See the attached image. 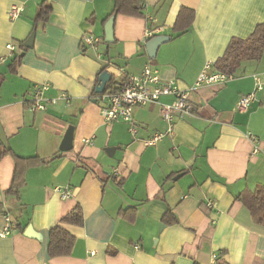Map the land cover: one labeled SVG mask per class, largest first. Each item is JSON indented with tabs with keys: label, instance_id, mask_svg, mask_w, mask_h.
Listing matches in <instances>:
<instances>
[{
	"label": "crops",
	"instance_id": "0c3cea01",
	"mask_svg": "<svg viewBox=\"0 0 264 264\" xmlns=\"http://www.w3.org/2000/svg\"><path fill=\"white\" fill-rule=\"evenodd\" d=\"M42 3L51 10L36 21ZM13 5L23 8L10 21ZM142 7L143 18L116 15L106 43L112 0H0V150L10 149L0 157V264H216L218 256L264 264V224L236 199L264 185V46L230 79L192 90L193 112L177 116L154 145L144 141L167 129L157 104L133 109L132 133L123 121L106 124L93 101L103 67L124 77L149 63L162 81L191 88L232 38L264 22V0H143ZM181 7L193 11L182 31L183 23L174 27ZM87 33L99 38L96 49L84 48ZM160 36L169 39L148 54L147 43ZM42 83L50 85L47 99L63 91L69 102L32 111L33 86ZM256 84L254 100L238 111L239 97ZM70 126L71 148L62 151ZM15 174L23 179L19 196L7 193ZM76 204L83 224L61 222ZM131 208L133 218L121 214ZM166 212L176 221L165 222ZM6 215L13 226L3 235ZM56 225L75 242L69 255L49 257ZM28 226L36 237L25 234Z\"/></svg>",
	"mask_w": 264,
	"mask_h": 264
},
{
	"label": "built area",
	"instance_id": "2783aa9c",
	"mask_svg": "<svg viewBox=\"0 0 264 264\" xmlns=\"http://www.w3.org/2000/svg\"><path fill=\"white\" fill-rule=\"evenodd\" d=\"M22 6L13 5L7 12L8 19H16L22 11ZM152 31L146 29L145 37H152ZM84 48L90 46L96 49L97 43L100 41L98 37L92 34H84L82 36ZM8 48L14 50V45L9 44ZM106 66L109 65L107 60H104ZM109 70V69H107ZM111 74L117 78L114 91H106L98 93L96 100L100 103V112L106 124H111L114 121H123L128 124L129 131L134 133L136 128L133 123L132 111L135 107L146 106L149 104H157L161 118L166 122L167 129L165 132L154 133L150 138L144 141L145 145H154L160 141L166 134L171 133L173 123L177 116L183 114H191L193 106L190 101V92L204 85L221 84L230 79L232 75H226L215 71L209 63H206L203 69L197 75L195 82L191 88L179 89L174 81H162L158 70L149 63L145 64L139 73L130 74L122 77L121 72ZM48 83L36 84L33 86L29 107L32 111H45L47 103L55 104L59 99H63L66 103L69 102L67 93L60 92L56 97L47 99L45 92L49 89ZM261 86L256 84L253 92L241 95L237 101L236 108L240 112L247 110L249 104L254 100L255 92L260 90ZM161 97H172L171 102H160ZM251 135L249 134V137ZM254 138V137H253ZM258 149L255 147L254 152ZM60 196L66 198L69 196V191H61ZM209 206L212 204L209 202ZM5 226L2 230L3 235H8L12 230L11 219L5 216ZM213 259L215 255L213 254Z\"/></svg>",
	"mask_w": 264,
	"mask_h": 264
},
{
	"label": "trees",
	"instance_id": "16d2710c",
	"mask_svg": "<svg viewBox=\"0 0 264 264\" xmlns=\"http://www.w3.org/2000/svg\"><path fill=\"white\" fill-rule=\"evenodd\" d=\"M113 10L110 17L116 15L132 16L137 18H143L144 11L142 7L143 0H112ZM51 7L48 4L42 3L39 5L38 13L36 16L37 20L45 21L47 15L50 12ZM193 18V11L186 7H181L176 17L175 28L183 23V27L179 26L182 31L189 26ZM169 39V36H168ZM264 46V22L257 24L250 35L244 39L232 38L221 57L216 59L213 63V69L226 75H234L243 61L248 60H259L262 54ZM106 71L103 67L99 75ZM98 75V76H99ZM98 82V77L96 84ZM95 84V86H96ZM114 80L111 77L106 83L105 88L102 92L114 91L115 85ZM97 94L95 93V98ZM10 152L9 148L0 150V157ZM19 157H15L18 159ZM29 164L34 163L37 157H30L27 159ZM13 183L7 193L19 196V189L23 183V179H17L15 174ZM240 200L250 211L251 215L256 218L257 222L264 224V185H258L254 190L241 193L236 197ZM134 208L125 209L121 214L126 218H133ZM163 220L167 223H171V219L176 221L170 212H166ZM166 218L167 221H166ZM61 222L80 226L83 224V211L79 204H76L62 219ZM49 240L47 245V252L49 257L65 256L71 253L75 237L67 231L63 226L56 225L49 231ZM216 264H228L227 261L221 257H217Z\"/></svg>",
	"mask_w": 264,
	"mask_h": 264
},
{
	"label": "water",
	"instance_id": "95a60500",
	"mask_svg": "<svg viewBox=\"0 0 264 264\" xmlns=\"http://www.w3.org/2000/svg\"><path fill=\"white\" fill-rule=\"evenodd\" d=\"M114 18H115V16L112 15L111 17H109V19L107 20V22L105 24L104 40L106 43L113 42V21H114ZM33 39H34V31H32V33L27 38V40L24 43V46L27 48L32 47ZM167 40H168V37H166V36H160V37H156V38L151 39L146 45V50H147L148 54H151L152 52H156L157 47L162 42H165ZM110 78H111V74L107 71H103L98 76V82L94 88V92L96 94L101 93L104 90L105 85L110 80ZM93 101H96V99H94ZM72 130H73V127L70 126L67 129V131L65 132L64 137H63V141L61 143L60 150L65 151V150H68L71 148ZM25 234L29 235V236H33V237L37 236V235H35V233L31 229V226H28L25 229Z\"/></svg>",
	"mask_w": 264,
	"mask_h": 264
}]
</instances>
